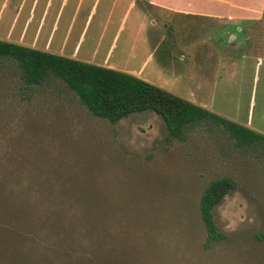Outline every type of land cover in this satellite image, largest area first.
Listing matches in <instances>:
<instances>
[{
  "label": "rangeland",
  "instance_id": "1",
  "mask_svg": "<svg viewBox=\"0 0 264 264\" xmlns=\"http://www.w3.org/2000/svg\"><path fill=\"white\" fill-rule=\"evenodd\" d=\"M135 5L148 15L141 32L127 0H0V41L141 71L146 82L264 135V45L254 53L251 40L229 47L214 40L219 28L180 30V18L147 0ZM222 54L224 67L214 69ZM260 151L235 147L212 124L168 142L155 113L111 125L60 81L28 87L12 61H0L1 194L10 206L26 199L30 210H59L64 220L94 211V247L85 238L77 251L96 248V264H264ZM219 177L237 183L213 211L228 239L205 248L198 201ZM37 236V249L51 250L55 238Z\"/></svg>",
  "mask_w": 264,
  "mask_h": 264
},
{
  "label": "trees",
  "instance_id": "2",
  "mask_svg": "<svg viewBox=\"0 0 264 264\" xmlns=\"http://www.w3.org/2000/svg\"><path fill=\"white\" fill-rule=\"evenodd\" d=\"M12 61L19 79L28 87L39 86L55 79L60 81L95 118L116 125L138 113H155L166 128V140L184 141L188 132L212 124L243 149L264 153V135L212 113L194 103L178 98L167 91L133 75L78 60L42 52L17 44L0 41V61ZM1 165V163H0ZM237 188L230 177L212 179L203 189L198 201V215L205 231L204 247L210 248L228 238L219 231L213 211L224 198ZM0 188V264H96L95 212L84 210L70 213L62 219L59 210L33 211L23 199L10 206ZM79 221V222H78ZM81 223L84 225L81 226ZM38 232L54 237L51 247L40 252ZM262 238L261 234H256ZM85 238L90 240V252L81 253ZM51 251L53 256L48 253Z\"/></svg>",
  "mask_w": 264,
  "mask_h": 264
},
{
  "label": "crops",
  "instance_id": "3",
  "mask_svg": "<svg viewBox=\"0 0 264 264\" xmlns=\"http://www.w3.org/2000/svg\"><path fill=\"white\" fill-rule=\"evenodd\" d=\"M135 1L136 0H127V13L137 21V29L141 32L144 27V21L148 19V15L145 10L142 12L136 7ZM147 2L151 8L162 12H168L174 16V18H180V20L175 23L180 30H184L186 23L191 24L193 29L198 32L206 27L211 29L219 28L216 39L212 37L214 40L219 42V40L224 39L226 41V46H228L227 44H234L229 47H234L236 45L242 46L244 39L251 40L253 43L250 45L252 49L251 53L257 52L256 47H259L260 43L264 45V0H147ZM70 29L67 31V35L71 31ZM224 40L223 42L225 43ZM148 44L149 40L147 34L146 45ZM75 46H79L78 42ZM76 52V50H73L71 54L59 53L57 55L92 64L88 60H80ZM152 54L154 55L153 52ZM150 58L151 56L148 54L146 61ZM224 58L225 56L223 54L219 56L217 60L218 64L214 69L224 67V63H221ZM94 64L104 68H113L109 64ZM157 66H160L162 70L164 69V66L160 64H157ZM124 73L133 75L146 82V79L142 78L140 75L141 71L136 73ZM254 131L258 132L257 130Z\"/></svg>",
  "mask_w": 264,
  "mask_h": 264
}]
</instances>
